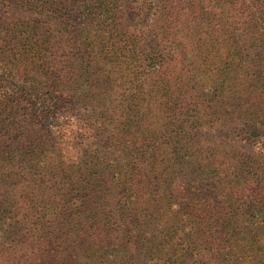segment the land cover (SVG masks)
Instances as JSON below:
<instances>
[{
    "label": "trees",
    "instance_id": "trees-1",
    "mask_svg": "<svg viewBox=\"0 0 264 264\" xmlns=\"http://www.w3.org/2000/svg\"><path fill=\"white\" fill-rule=\"evenodd\" d=\"M0 65V264H264V0H0Z\"/></svg>",
    "mask_w": 264,
    "mask_h": 264
},
{
    "label": "rangeland",
    "instance_id": "rangeland-1",
    "mask_svg": "<svg viewBox=\"0 0 264 264\" xmlns=\"http://www.w3.org/2000/svg\"><path fill=\"white\" fill-rule=\"evenodd\" d=\"M0 72L8 73V68H5L4 66L0 65ZM17 81H18V78H17ZM67 115L68 114L60 116L58 118H53V120L51 121L55 123L54 128L59 127L60 129L62 128L64 130L71 129V127L74 128L75 122H74L73 117L71 116L69 117ZM253 149L255 151H259L260 153H264V135H262L260 138H257L254 141Z\"/></svg>",
    "mask_w": 264,
    "mask_h": 264
}]
</instances>
